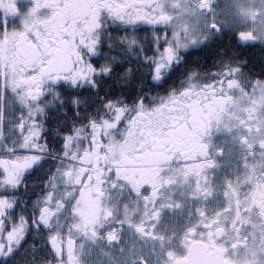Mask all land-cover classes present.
I'll use <instances>...</instances> for the list:
<instances>
[{
	"label": "snow or ice",
	"instance_id": "6c2138e0",
	"mask_svg": "<svg viewBox=\"0 0 264 264\" xmlns=\"http://www.w3.org/2000/svg\"><path fill=\"white\" fill-rule=\"evenodd\" d=\"M0 264H264V0H0Z\"/></svg>",
	"mask_w": 264,
	"mask_h": 264
},
{
	"label": "flooded vegetation",
	"instance_id": "af4514ba",
	"mask_svg": "<svg viewBox=\"0 0 264 264\" xmlns=\"http://www.w3.org/2000/svg\"><path fill=\"white\" fill-rule=\"evenodd\" d=\"M24 1H25V0H21V6H23Z\"/></svg>",
	"mask_w": 264,
	"mask_h": 264
}]
</instances>
